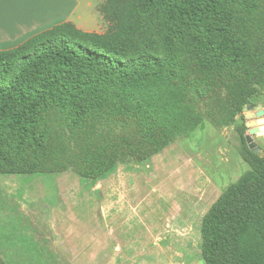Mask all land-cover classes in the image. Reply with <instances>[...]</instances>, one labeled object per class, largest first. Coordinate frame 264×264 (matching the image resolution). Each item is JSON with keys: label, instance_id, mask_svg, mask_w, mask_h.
Returning a JSON list of instances; mask_svg holds the SVG:
<instances>
[{"label": "trees", "instance_id": "1", "mask_svg": "<svg viewBox=\"0 0 264 264\" xmlns=\"http://www.w3.org/2000/svg\"><path fill=\"white\" fill-rule=\"evenodd\" d=\"M262 6L264 0H105L102 34L65 21L1 49L0 172L57 173L70 165L52 158L59 150L49 148L54 125L73 137L71 161L85 178H102L126 152L147 160L171 137L203 125L183 101L207 95L216 82L231 92L235 114L253 93L249 84L264 86V47L245 39ZM206 70L215 84L201 86L194 73ZM123 122L134 135H116ZM248 163L201 218L205 264H264V156L250 152Z\"/></svg>", "mask_w": 264, "mask_h": 264}, {"label": "rangeland", "instance_id": "2", "mask_svg": "<svg viewBox=\"0 0 264 264\" xmlns=\"http://www.w3.org/2000/svg\"><path fill=\"white\" fill-rule=\"evenodd\" d=\"M253 19L245 39L254 48H262L264 6ZM92 26V32L101 34L107 29L102 15ZM194 74L201 86L214 83L213 72ZM229 85L239 89L234 80ZM247 90V95L253 93L232 115L234 100L226 86L216 82L203 97L191 93L183 107L189 115L201 117V127L171 137L147 160L140 161L135 153L126 152L111 172L97 180L74 170L72 161L77 160V149L73 137L67 129L61 132L54 125L57 130L49 148L59 150L52 158L58 163L69 160L70 165L64 163L65 168L57 173L0 172V262L205 264L200 250L201 218L220 194L250 168L252 151L244 137L252 127L247 123L258 119L254 114L257 107L264 110V86L252 83ZM248 105L251 110L246 109ZM256 125L264 130V126ZM100 132L107 134V126H102ZM134 132L125 122L115 126L116 135L132 136ZM251 136L260 148L256 155L263 157L264 133L253 132ZM136 140L140 143L139 138ZM93 211L96 221L89 225ZM68 233L70 236L64 239ZM101 246V252L90 254ZM75 250L82 252L73 254Z\"/></svg>", "mask_w": 264, "mask_h": 264}, {"label": "crops", "instance_id": "3", "mask_svg": "<svg viewBox=\"0 0 264 264\" xmlns=\"http://www.w3.org/2000/svg\"><path fill=\"white\" fill-rule=\"evenodd\" d=\"M104 2L105 0H0V50L15 47L30 36L65 21L74 23L84 31H95L92 24L100 21L98 8ZM95 221L93 211L88 224L92 225ZM108 223V240H111V221ZM56 235L58 238V233ZM66 236H70L69 233L64 239ZM99 244L103 242L100 240ZM100 250H103L102 246L96 247L90 254L96 255ZM76 251L82 252L75 250L72 253Z\"/></svg>", "mask_w": 264, "mask_h": 264}, {"label": "water", "instance_id": "4", "mask_svg": "<svg viewBox=\"0 0 264 264\" xmlns=\"http://www.w3.org/2000/svg\"><path fill=\"white\" fill-rule=\"evenodd\" d=\"M247 110H251L252 106L248 105L246 107ZM255 116L258 117V119L256 120H252L250 122L247 123V126H252L249 128V134L245 135V142L248 146V148L253 152V153H257L260 148L257 146V143L253 140L251 133L255 132L256 134H262L264 133V130H260V127H258L256 124H260V126H264V118L261 117L264 114V110L260 109V107H257L256 112L254 113ZM253 115V114H250Z\"/></svg>", "mask_w": 264, "mask_h": 264}]
</instances>
